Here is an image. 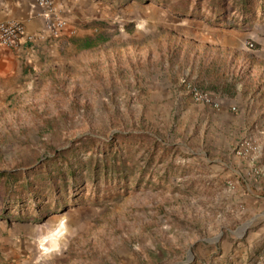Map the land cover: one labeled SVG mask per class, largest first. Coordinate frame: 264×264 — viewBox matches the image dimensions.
<instances>
[{
  "label": "rangeland",
  "instance_id": "obj_1",
  "mask_svg": "<svg viewBox=\"0 0 264 264\" xmlns=\"http://www.w3.org/2000/svg\"><path fill=\"white\" fill-rule=\"evenodd\" d=\"M74 4L85 16L73 33L31 72L0 80L2 264H264V232L253 240L264 215L245 209L264 203V182L230 172L241 133L182 85L237 102L264 0ZM105 162L111 172L95 174ZM69 167L70 196L54 179Z\"/></svg>",
  "mask_w": 264,
  "mask_h": 264
},
{
  "label": "crops",
  "instance_id": "obj_2",
  "mask_svg": "<svg viewBox=\"0 0 264 264\" xmlns=\"http://www.w3.org/2000/svg\"><path fill=\"white\" fill-rule=\"evenodd\" d=\"M56 7L69 23L67 31L59 39L60 42L65 41L67 36L73 33L72 29L76 26L74 25L73 18L76 17L77 19L85 15L81 14V11H83L81 5L74 4V0H56ZM43 11L35 0H0V22H21L25 26L26 34L36 37L35 43L27 42L26 38H23L21 44L16 49H0L1 86L4 82L6 83L16 77L17 74L21 76L22 73L31 72L32 67L40 66V54H44L48 48L56 46L55 44L58 40L46 39V21L43 17ZM247 38L255 42L256 48L249 51L247 58H242V63L239 66L240 71L235 79L237 82L232 89L233 94L236 91L237 102L235 103L230 96H221L209 91L222 103L221 108L216 110L211 106L194 102L190 96L187 98V101L192 106L208 108L216 125L226 127L227 129L233 128L234 132L245 135L238 137L239 139L234 144L233 152L238 142L246 136H253L258 141L259 147L264 149V32L260 31L251 36L248 35ZM0 91L4 92L5 90L0 89ZM185 93L188 95L187 91ZM228 93L229 90L227 91ZM234 107L236 108L235 111H237L238 107L240 113H235L233 111ZM232 160V164L229 166L230 172L244 173L243 167L246 165L245 162L236 157V155L233 156ZM225 166H228V164H225ZM246 189L250 191L248 184L246 185ZM259 189L256 187V191H259ZM241 191L243 190H240L239 195L245 197ZM262 193L260 192V194ZM260 194L256 195V197H260ZM245 209L247 211L257 210L256 217L264 215V203L259 205V201L255 199L246 200ZM263 232L264 228H260L258 233L253 234V240L260 237ZM245 251V254L248 255L247 249ZM0 264H2L1 259Z\"/></svg>",
  "mask_w": 264,
  "mask_h": 264
},
{
  "label": "built area",
  "instance_id": "obj_3",
  "mask_svg": "<svg viewBox=\"0 0 264 264\" xmlns=\"http://www.w3.org/2000/svg\"><path fill=\"white\" fill-rule=\"evenodd\" d=\"M35 2L44 10L43 17L46 21V39L57 40L62 38L69 27V23L66 17L58 11L56 0H35ZM23 38H26L27 42H36L35 36L26 34L25 26L21 22H0V49H16L21 44ZM248 45L251 49L256 48L254 43H249ZM183 86L188 96L194 102L211 106L216 110L221 108V101L213 93L203 89L195 82L185 80L183 81ZM235 110L236 108L234 107L233 111ZM257 150L258 146L254 138L246 136L238 142L234 154L246 164V170L244 172L246 179L264 182V152H262L261 158H258L259 156H255ZM234 186L233 183H230V188Z\"/></svg>",
  "mask_w": 264,
  "mask_h": 264
},
{
  "label": "trees",
  "instance_id": "obj_4",
  "mask_svg": "<svg viewBox=\"0 0 264 264\" xmlns=\"http://www.w3.org/2000/svg\"><path fill=\"white\" fill-rule=\"evenodd\" d=\"M94 46V44L91 42V40H88L87 41V43L83 46L85 49H89V48H92ZM80 143H87V142H84V141H81ZM108 145H111V144H108ZM115 161V160H114ZM106 164H107V162H105V165L102 167V168H100V166H98V164L95 166V168L93 169V172L95 173V174H98V172H101V169H103L104 171H105V173H107L108 174V172H111L110 171V168H108V166H106ZM114 171V170H113ZM19 175H20V173L19 174H13L12 176H9V178L11 179L10 180V183L12 182V181H18L19 182ZM74 175V172H73V170H72V167H69V169H68V171H63V170H60L59 172H58V175L57 176H55V178L54 179H61L62 180V182H63V186H61L60 187V192H62L63 194H67L69 191H70V185H68V183H66V181H67V177H69V176H73ZM99 175V174H98ZM39 179H41V178H39ZM50 179V181H51V179H53V178H49ZM28 187H29V185L26 183H24V184H20V186H19V188L21 189V190H28ZM72 188H75V184H73L72 185ZM54 191H58L57 189L56 190H54ZM70 193V192H69ZM67 194V195H69L70 196V194ZM16 197H17V204L18 203H20V201H22L23 199H25V198H23V195H16ZM39 196H32V198L30 199L29 197V200H35L36 198H38ZM29 204H31V203H29ZM30 207H32L33 209H36V211H39V209H38V206L37 205H35L34 206V204H33V206H31L30 205Z\"/></svg>",
  "mask_w": 264,
  "mask_h": 264
}]
</instances>
